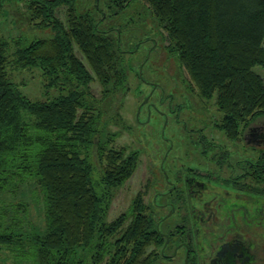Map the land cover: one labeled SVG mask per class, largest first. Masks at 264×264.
Wrapping results in <instances>:
<instances>
[{
    "label": "trees",
    "instance_id": "1",
    "mask_svg": "<svg viewBox=\"0 0 264 264\" xmlns=\"http://www.w3.org/2000/svg\"><path fill=\"white\" fill-rule=\"evenodd\" d=\"M25 1L34 26L52 33L18 47L13 64L39 68L45 91L58 94L41 101L25 96L8 76V43L0 39V250L13 255L12 264H154L158 254L149 248L162 238L140 195L131 213L106 221L115 189L138 161L137 152L126 154L99 139L105 123L100 100L127 84L124 52L109 37L114 28L100 30L104 13L94 19L87 8L76 12L73 0ZM130 1L109 0L108 9L119 14ZM139 1L166 33L167 48L198 94L215 97L227 138L235 140L257 123L263 130L264 81L253 69L264 68V0ZM63 6L65 22L56 16ZM94 79L102 86L99 99L91 94ZM228 156L221 153L219 161ZM256 161L253 178L264 183V154ZM28 184L43 192L42 234L18 226L28 205L12 198Z\"/></svg>",
    "mask_w": 264,
    "mask_h": 264
},
{
    "label": "rangeland",
    "instance_id": "2",
    "mask_svg": "<svg viewBox=\"0 0 264 264\" xmlns=\"http://www.w3.org/2000/svg\"><path fill=\"white\" fill-rule=\"evenodd\" d=\"M73 1L75 5L72 6L76 12L87 8L90 17L94 19H99L104 13L98 23L99 29L113 26L114 30L109 32V37L117 39L119 50L124 52L120 62L127 74L126 88L100 100V112L105 123L102 124L99 139L114 149H124L126 154L137 152L138 161L130 178L115 189L106 221L112 222L131 213L134 199L140 195L143 211L156 224L165 213V210L155 213L152 209L157 196L155 192L166 189L165 185L160 188L153 186L163 180L159 165L163 164L169 179L173 180L174 174L183 177L187 173L186 168L191 165L205 166L207 169L209 165L204 161H219L218 157L223 152L229 154L226 161L241 163L243 169H236L235 175L242 171L244 173L246 167V173L251 174V179L244 181L250 182L257 194L264 192V183L253 178V165L250 167L248 163L258 162L256 160L264 154V137H255L253 134L247 144L242 135L235 140L227 138L219 128L222 113L218 110L215 97L205 99L198 94L177 57L167 48L169 41L166 33L157 29L147 6L139 0H132L119 14L112 15L108 9L109 0ZM26 6L25 0H0V39L8 43L6 56L10 80L19 85L21 92L29 99L41 101L57 95L58 91L54 88L48 89L50 94L45 91L47 80L39 68L18 69L13 64L18 47L27 46L35 39L49 38L52 33L49 29L34 26L37 21L32 23L29 20ZM65 12L66 6L56 10V16L63 22L66 21ZM153 43L157 45L151 49ZM74 51L83 60L75 46ZM253 70L264 81V68L256 66ZM101 87L97 79L90 84L95 99L103 95ZM191 118L196 121L193 132H189L191 128L185 124ZM261 125L253 124L252 128L257 133L264 132ZM208 169L217 170L212 166ZM230 173L233 174V171H224V176ZM22 192L12 198L15 203L28 205L24 212L26 218L21 219L23 222L18 226L21 230L42 234L46 228L43 192L35 184H28ZM256 196L252 202L232 204L239 205L237 210L240 212L234 213L238 224L250 227L253 235L264 239V198ZM6 201L11 202L9 198ZM162 201L158 198L156 202ZM130 221L131 218L127 216L123 225L127 226ZM162 243L149 248V251L158 254L154 264H169L159 257ZM175 261L181 264V260ZM12 263L13 255L5 249L0 250V264Z\"/></svg>",
    "mask_w": 264,
    "mask_h": 264
},
{
    "label": "flooded vegetation",
    "instance_id": "3",
    "mask_svg": "<svg viewBox=\"0 0 264 264\" xmlns=\"http://www.w3.org/2000/svg\"><path fill=\"white\" fill-rule=\"evenodd\" d=\"M156 45L153 43L150 48L154 49ZM185 122L192 129L189 132H193L195 119ZM253 134L251 127L245 130L243 139L246 144ZM254 136L263 138L264 134L255 132ZM204 162L208 168L212 166L217 170L191 165L183 177L174 174L170 180L163 164L158 167L163 180L153 186H166V189L155 192L157 196L152 208L155 213L165 210L155 224L160 238L164 239L159 257L169 264H176V259L181 260V264H264V239L253 235L250 227L239 225L234 214L240 212L237 202H252L258 197L256 195L264 198V192L257 194L251 183L244 181L251 179L246 167L244 173L234 174L236 169H243L241 163ZM248 163L251 167L252 161ZM227 170L233 174L225 177L224 171ZM158 198L163 201L157 203Z\"/></svg>",
    "mask_w": 264,
    "mask_h": 264
}]
</instances>
